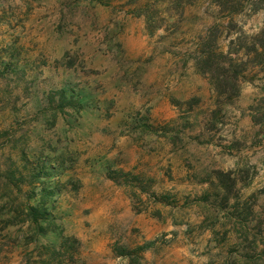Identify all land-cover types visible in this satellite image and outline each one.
<instances>
[{"label": "rangeland", "instance_id": "374dc122", "mask_svg": "<svg viewBox=\"0 0 264 264\" xmlns=\"http://www.w3.org/2000/svg\"><path fill=\"white\" fill-rule=\"evenodd\" d=\"M0 264H264V0H0Z\"/></svg>", "mask_w": 264, "mask_h": 264}, {"label": "trees", "instance_id": "16d2710c", "mask_svg": "<svg viewBox=\"0 0 264 264\" xmlns=\"http://www.w3.org/2000/svg\"><path fill=\"white\" fill-rule=\"evenodd\" d=\"M228 73V72H227ZM227 73L225 72L223 75L224 76H227L226 77V81L228 80V75H227ZM222 86L225 88V87H227L228 85L227 84H225V81L224 82H221V83H219L218 85H217V89L219 88H222Z\"/></svg>", "mask_w": 264, "mask_h": 264}]
</instances>
